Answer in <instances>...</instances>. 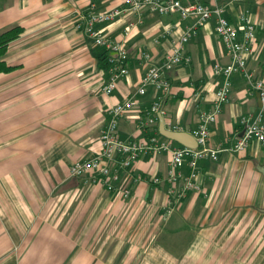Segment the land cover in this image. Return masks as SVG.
I'll return each mask as SVG.
<instances>
[{
    "label": "crops",
    "instance_id": "crops-1",
    "mask_svg": "<svg viewBox=\"0 0 264 264\" xmlns=\"http://www.w3.org/2000/svg\"><path fill=\"white\" fill-rule=\"evenodd\" d=\"M220 4L235 26L242 12L251 14L256 42L247 70L264 80V0ZM116 8L125 9L121 0H0V34L23 30L2 58L13 70L0 73V264H264V148L256 141L201 161L199 191L186 193L172 210L167 183L150 182L165 180L166 153L134 163L133 178L125 180L128 199L70 175L75 162L101 151L108 110L130 98L137 102L119 122L121 140L146 141L160 134L162 121L165 129L171 123L192 135L220 86L214 65L229 62L213 18L185 45L190 63L168 73L169 95L152 88L135 95L193 20L125 11L96 25L128 52V77L105 95L106 55L75 25L88 12ZM157 102L163 115L144 126ZM261 110L257 92L234 76L229 101L210 127V146L231 148L242 134L241 119ZM121 240L128 250L117 254Z\"/></svg>",
    "mask_w": 264,
    "mask_h": 264
},
{
    "label": "built area",
    "instance_id": "built-area-1",
    "mask_svg": "<svg viewBox=\"0 0 264 264\" xmlns=\"http://www.w3.org/2000/svg\"><path fill=\"white\" fill-rule=\"evenodd\" d=\"M121 2L125 9L116 8L103 13L88 12L75 25L77 30L84 31L93 40L95 46L103 49L106 55L105 64L109 78L102 89L105 95H112L119 81L128 77V52L122 42L112 40L96 30V25L111 23L125 11L138 16H141L143 11H149L159 16L178 15L182 21L193 20V23L185 28L180 40L174 44L170 54L160 64L152 65L148 69L140 80L135 95L143 96L149 88L157 94L169 95L171 85L167 78L168 73L177 66L190 63V57L185 54V45L213 18L216 21L215 32L229 60L226 65L215 64L213 67L214 75L220 78V86L212 109L210 112L201 113L199 125L192 133L197 143L196 149L171 142L157 132L146 141L121 140L118 137L119 122L124 115L133 110L137 102L130 98L108 110V123L100 136L101 151L90 159L75 162L70 168L72 177L84 179L90 185H100L106 191L128 199L131 197V188L125 184V180L133 178L134 163L144 154L166 153L170 159L165 180L155 177L150 182L153 185L167 183L168 206L172 210L186 193L199 191L197 181L201 161L215 162L221 153L243 151L252 141L258 142L264 148V80H255L247 70V58L253 53L256 42V29L248 11L239 15L238 25L231 24L225 17L221 0H209L208 3L202 0H121ZM144 57L148 58L147 55ZM236 75L243 76L251 89L257 92L262 110L258 115H247L241 119L242 134L231 148L221 146L213 148L209 144L210 127L217 121L223 107L228 103L231 81ZM158 115H163V112L157 102L148 110L143 125L152 127L157 122ZM168 124V130L181 132L178 126ZM134 179L140 181L142 177L134 175Z\"/></svg>",
    "mask_w": 264,
    "mask_h": 264
},
{
    "label": "trees",
    "instance_id": "trees-1",
    "mask_svg": "<svg viewBox=\"0 0 264 264\" xmlns=\"http://www.w3.org/2000/svg\"><path fill=\"white\" fill-rule=\"evenodd\" d=\"M22 33L23 30L16 27L0 34V73H9L13 70V68L7 67V65L2 61V58L6 54L9 45L17 40ZM105 69L106 71L108 70L106 64Z\"/></svg>",
    "mask_w": 264,
    "mask_h": 264
},
{
    "label": "water",
    "instance_id": "water-1",
    "mask_svg": "<svg viewBox=\"0 0 264 264\" xmlns=\"http://www.w3.org/2000/svg\"><path fill=\"white\" fill-rule=\"evenodd\" d=\"M160 135L174 143H177L183 147L189 148V149H196L197 143L194 137L186 132H174L170 131L168 129H165L164 123L162 121L160 125ZM262 174L264 176V170L262 171Z\"/></svg>",
    "mask_w": 264,
    "mask_h": 264
},
{
    "label": "rangeland",
    "instance_id": "rangeland-1",
    "mask_svg": "<svg viewBox=\"0 0 264 264\" xmlns=\"http://www.w3.org/2000/svg\"><path fill=\"white\" fill-rule=\"evenodd\" d=\"M147 234V232H145L144 234H143V236L144 235H146ZM106 236L107 235H101V237L102 238H106ZM142 236V237H143ZM110 238H113V237H110ZM144 238V237H143ZM101 240H103V239H101ZM134 243V242H133ZM127 245H128V242H127V240H121V242H119L118 243V245H117V248L115 249V252H117V254H119L120 252H125V251H127L128 249H127ZM134 245V244H133Z\"/></svg>",
    "mask_w": 264,
    "mask_h": 264
}]
</instances>
